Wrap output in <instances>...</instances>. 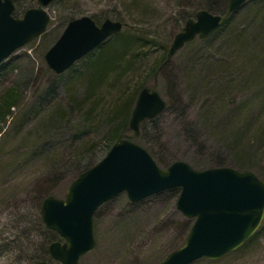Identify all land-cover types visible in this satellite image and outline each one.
<instances>
[{"label": "rangeland", "instance_id": "rangeland-1", "mask_svg": "<svg viewBox=\"0 0 264 264\" xmlns=\"http://www.w3.org/2000/svg\"><path fill=\"white\" fill-rule=\"evenodd\" d=\"M16 1L23 14L29 0ZM229 2L56 0L47 7L53 18L47 31L11 56L13 70L0 79V94L14 82L22 86L18 106L1 123L0 261L34 264L49 252L52 242L59 241L40 222L44 198L51 194L64 199L81 167L94 166L107 155L108 120L101 112H111L142 80L156 86L167 106L155 121L143 122L139 137L131 139L160 167L177 160L198 170L223 164L254 171L264 180V0L247 2L213 35L195 38L150 74L164 53L167 57L188 19L202 8L224 15ZM36 6L38 0L32 7ZM82 16L99 24L107 18L121 19L153 41L135 57L130 77L101 89V108L91 115L94 127L87 134L79 132L80 111L74 102L83 101L85 84L70 71L55 74L44 59L68 22ZM84 65L81 61L73 69L82 70ZM56 108L64 111L62 118L54 115ZM236 130L243 133L241 151L231 142ZM132 135L128 128L122 136ZM239 156L245 157V166L235 161ZM180 193L178 188L169 189L131 202L123 192L104 203L94 215L97 245L80 263H160L184 244L195 222L177 208ZM33 233L41 238L34 240ZM191 264H264V222L238 250Z\"/></svg>", "mask_w": 264, "mask_h": 264}, {"label": "water", "instance_id": "water-1", "mask_svg": "<svg viewBox=\"0 0 264 264\" xmlns=\"http://www.w3.org/2000/svg\"><path fill=\"white\" fill-rule=\"evenodd\" d=\"M54 1L38 0L39 6L17 18L13 15L14 1L0 0V63L46 32L52 22L46 7ZM247 1L230 0L224 15L198 11L175 35L164 64L196 37H210ZM123 27L121 21L109 18L101 25L90 16L73 19L46 52L45 62L54 73L62 74ZM166 106L155 85L144 87L130 119L132 137L119 138L100 162L71 183L64 199L49 195L43 200L42 221L63 240L49 245L54 260L80 264L97 244L95 212L123 192L131 202H138L168 189H181L177 208L195 222L184 244L158 264L220 259L242 247L259 230L264 221V180L254 171L229 166L198 170L182 160L162 168L144 147L132 141L139 137L141 123L157 117Z\"/></svg>", "mask_w": 264, "mask_h": 264}, {"label": "trees", "instance_id": "trees-1", "mask_svg": "<svg viewBox=\"0 0 264 264\" xmlns=\"http://www.w3.org/2000/svg\"><path fill=\"white\" fill-rule=\"evenodd\" d=\"M14 2L16 5L14 15L16 17H19L22 14L20 13V7L22 5H18L16 0H14ZM33 2L34 0L27 1L25 10L32 7ZM207 9L209 11V9L211 8ZM213 12L214 11H212V13ZM120 21L123 20L120 19ZM96 22L99 24L98 20H96ZM228 22L229 21L227 20L223 26H225ZM138 33L139 31L133 24L125 23V28L122 32L111 37L96 50H94L91 54L81 60L85 64L82 70H74L73 67L75 65L68 70L70 71V73H74L75 79L84 83L86 87L84 97L82 98L83 101L79 99L74 100L77 109L80 111V122L77 127L81 134H87L90 129L94 127V125L91 124V115L98 114L96 111H99V108H101L102 99L99 98L101 89L105 87H107V89H109V87H115V84L119 83L123 76H126L127 78L130 77L132 75V72H135V70H133L134 66L136 65L135 57L138 56V54L142 52L144 48L152 46V40L145 39L143 35H139ZM166 58V54L164 53L161 59L158 61L157 65L152 69L150 73L151 75H154L159 71L160 67L166 61ZM12 64L13 62L11 57L0 64V79L8 69L13 70L11 68ZM147 85V82L142 80L137 84L134 91L130 93V95L126 96V98L124 99L121 98L119 102L116 103L111 112H101V114L103 116H106L108 120V130L105 134V138L107 140L105 148L107 151L111 149V147L120 137H122L125 130L130 128V118L137 96L141 89H143ZM20 86L21 83L14 82L12 83L11 87H7V89L2 94H0V132H2L3 130L1 127V123L7 121V117L12 114V108L17 107L19 104L17 100L18 96H20L19 90H21L22 87ZM56 109L57 111H55L54 115L60 116L62 118V116L64 115V111L59 108ZM146 121L153 122L155 121V118ZM142 127L143 123L141 124V128ZM239 134L242 135L243 133H241L240 130H236V133L233 134V139L231 140V142L236 148H238V150L241 151L243 150L241 146L245 143L243 142L244 140L239 136ZM244 160V156H239L235 159V161L242 166H245L243 164H246L244 163ZM91 165L92 164L90 163L85 167H81L82 169L78 171V174L80 175L82 172L88 170L90 167H92ZM219 166H223V164H220ZM39 219L40 222H42L40 217ZM55 234L60 240L59 235H57V233ZM37 261H48L51 264H60L51 257L50 252H46L43 258H40L35 262Z\"/></svg>", "mask_w": 264, "mask_h": 264}, {"label": "clouds", "instance_id": "clouds-1", "mask_svg": "<svg viewBox=\"0 0 264 264\" xmlns=\"http://www.w3.org/2000/svg\"><path fill=\"white\" fill-rule=\"evenodd\" d=\"M22 210H23V209H22ZM32 238H33L34 240H37V241H38L41 237L38 236L36 233H33V234H32ZM0 264H4V262H3V261H0ZM22 264H28L27 260L22 261Z\"/></svg>", "mask_w": 264, "mask_h": 264}]
</instances>
